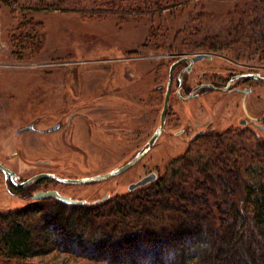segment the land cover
<instances>
[{"label":"rangeland","instance_id":"rangeland-1","mask_svg":"<svg viewBox=\"0 0 264 264\" xmlns=\"http://www.w3.org/2000/svg\"><path fill=\"white\" fill-rule=\"evenodd\" d=\"M102 1L0 0V160L17 170L21 179L39 172L81 178L124 164L143 148L160 124L164 90L159 87L169 81L171 66L178 58L198 53L214 56L213 62L196 63L187 76L190 84L231 71L264 72V44L249 39L250 23L264 17V4L260 3L261 11L254 4L264 0H179L170 6L169 0H163L167 7L146 3L138 9L132 4L139 0L120 1L124 7L119 4L120 9ZM23 32L31 33V38L25 39ZM111 59L128 60L135 70L134 78L128 80L120 65L114 80L105 82L107 92L113 95L100 98L106 77L102 68ZM177 72L178 68L174 76ZM73 79L80 84V96L64 97L71 90L61 86ZM116 80L137 100L135 105L116 96ZM252 83L255 93L248 97L250 113L259 115L264 111V82ZM174 84L163 134L129 170L84 184L42 181L31 191L56 189L95 203L107 194L111 197L131 191V183L151 172L162 179L182 168L188 159L206 161L216 147L214 140L201 137L194 141L192 136L198 129L196 124L212 114L218 117V131H223L224 125L232 127L230 143L256 147L258 137L264 136V129L238 123L240 116L246 117L240 93L211 91L183 100ZM257 93L263 96L259 105ZM151 99L152 111L147 114ZM120 103L127 105V112L114 115L113 106ZM67 105L74 107L68 109ZM75 110L81 115L71 126L66 125ZM110 119H115L114 125ZM32 121L40 130L19 131ZM56 122H63L62 127L48 131ZM125 123L132 128H126ZM187 124V131L177 132ZM107 125L113 130L103 131ZM240 131L245 133L240 136ZM5 181L0 171V210L34 200L31 192L13 196ZM0 262H6L5 258L0 256ZM27 262L92 264L86 258L55 251L32 256Z\"/></svg>","mask_w":264,"mask_h":264},{"label":"trees","instance_id":"trees-1","mask_svg":"<svg viewBox=\"0 0 264 264\" xmlns=\"http://www.w3.org/2000/svg\"><path fill=\"white\" fill-rule=\"evenodd\" d=\"M120 1L102 3L120 9ZM146 3L167 7L163 0L132 7ZM249 31L252 43L264 44V17ZM231 128L203 136L216 145L208 160L188 159L127 193L81 204L46 197L0 210V264H31L51 251L92 264H264V136L242 148L230 143Z\"/></svg>","mask_w":264,"mask_h":264},{"label":"flooded vegetation","instance_id":"flooded-vegetation-1","mask_svg":"<svg viewBox=\"0 0 264 264\" xmlns=\"http://www.w3.org/2000/svg\"><path fill=\"white\" fill-rule=\"evenodd\" d=\"M198 54H204L205 57L200 59V60H198V61H194L192 59L194 56H184V57L178 58L177 60H175L173 62V64H176V66L174 67V71H173V83L171 85L170 98H171L172 91H173L174 81H175L174 85L176 87L175 92L183 100L192 99V98H195V97H197V96H199L201 94L202 95L207 94L208 92H211V91H218V92H222V93H225V92H237V93H240L242 95V103L241 104H242V108H243L244 112H245V110H244V106H243V99H244L245 95L247 96V98H246V106H247V110H248V113H249V114H247L245 112V114H246L245 116L246 117H241L240 116L239 119H238V123L242 124V126H246V125H249L251 123L253 126H256L257 128L264 129V125L262 124V122L264 121V111L261 114H259V115L251 114L250 113V108H249L250 100L248 98L253 93H255L254 85H253L252 82H258V83L264 82V80L261 79L260 77H256V75L257 76H264V72L262 70H256V69H247V70H244V71H231V74H225L224 76L215 75V76L212 77V79L210 81L201 82L199 80L195 84H193V83L190 84L188 82L187 76L194 69L196 63H199V62H202V61H209V60L211 62H213V60H214V56L210 55L208 53H198ZM198 54H196V55H198ZM107 59H110V58H107ZM103 61L107 62L106 60H103ZM127 61L128 60H126V59H111V60L108 61L110 63L107 65V67L106 68H102L103 70H106L105 71L106 72V77H104L103 82L101 84L102 91H101L100 98H107V96H112L113 95L112 93H108L107 92L108 90H107V87L105 85V82L107 80L108 81L109 80L110 81L114 80V75L117 73V69L119 68L120 65H122L123 73L127 77L128 80H132L134 78V77H132V75L135 73L134 72L135 70L133 69L131 64H129ZM176 68H178V72L176 74L177 76H174L175 72H176ZM247 74H256V75L248 76ZM170 75H171V72H170ZM219 77H220V79H219ZM74 80L75 79H73L71 82L70 81H68V82L65 81L62 84V86H61L62 89L66 90V89L70 88V90H71V92H69L70 94L69 93H65L64 97H70V95H71L72 97L78 98L80 96V92H79L80 91L79 90V85L80 84H76V83H78V81H76V80L74 81ZM169 81H170V76H169ZM169 81L165 85L162 84L159 87L160 89L163 88V90H164V99H163V107L161 109V114H160V124L155 128L154 133L161 126L162 112H163V108H164V105H165L166 95L168 93ZM117 83H118V81H117ZM117 87L118 88L115 90L117 97L122 98L123 100L131 103L130 105H132V106L135 105V102L137 103V100L132 98L131 94L127 93L128 90H127L125 85L121 86L119 84V85H117ZM223 88H226V89H223ZM246 90H249V91L246 92ZM88 97H86V98H88ZM256 100H257V104L258 105L260 103H262V100H263L262 94L257 93ZM66 101H67V99H66ZM84 102L85 101L83 100V103ZM73 105H74V103H73ZM85 105H87V104H85ZM148 106H149L150 109H148V113L147 114H151V111H152L151 110L152 109V99L148 101ZM251 106H252V103H251ZM73 107L74 106H70V105L66 106V108H68V109H72ZM106 107H109V106H106ZM126 107H127V105L124 106L121 103L117 104V105H114L112 112H115V113H113L114 115H118L119 116L122 113L127 112L126 111ZM169 108H170V102H169ZM169 108H168V110H169ZM167 113H168V111H167ZM167 113L165 115V119H164L165 120V125H164L162 133L159 135L158 139L155 141V143L149 149V151L146 152L144 155H142V157H140V159L135 164H137L139 161H141L152 150V148H154V146L157 144L159 138L161 137V135L163 134V132L165 130V127L167 125L166 123L168 122ZM79 114L81 115V111L80 110H75V111L71 112L69 114V117H68L66 125L71 126L72 122H73V119ZM125 119H127V118H124V120ZM110 120L113 121L112 125H114L115 119H110ZM116 120H117V118H116ZM121 120H123V119H121ZM216 122H217V124H216ZM218 122H219L218 121V117L215 114H212V115H210V118L208 120H205L202 123H197L196 125L198 126V129L195 131L194 135L192 136L193 140L195 141L198 138L203 137L206 133L211 132L212 130L213 131H218L217 129L219 128V125H220V124H218ZM62 125H63V122H56V123H54L51 126L52 129L49 130V131L57 130V129L61 128ZM66 125H64V126L66 127ZM125 125H126V123H125ZM27 126H32L31 130H34V131H38V129H39V128L36 127V122L35 121H32V122L28 123ZM111 127L112 126H108L107 125V127H103V131H111V130H113V128H111ZM227 127H228V125H224V127L222 129L225 130V129H227ZM126 128L131 129L132 127L130 125H126ZM211 128H213V129H211ZM48 129H50V128H48ZM188 129L189 128H188V124H187V127H184L183 129H180L177 132L178 133H182L184 131H187ZM93 132H94L93 129L89 130L88 133H89L90 137H91L90 134L93 135ZM154 133L151 135V138L154 135ZM149 142H150V140L147 141V143H145V145L143 146V148L141 150L136 151L134 153V155L129 160H127L124 164H122L121 166L129 163L134 157H136L137 155L141 154L149 146ZM0 162L2 164H4L6 167H8L3 161L0 160ZM8 168H10V167H8ZM10 169L14 172L13 175L11 173L7 174L4 170H2V168H0V171L4 175V179L6 180L5 181V185H6L7 189H8V191H9V193L12 194L13 196H17L18 195V196L22 197V196H24L23 195L24 193L26 195H28L30 192L34 196V194H36L39 191L47 190V189H39V190H36V191H31L30 188L32 186L39 185V182H42V181L44 182V181H49V180L54 179V180H56L58 182L66 183V182H63L61 180H58L55 177H50V176L36 177L34 180L30 181L29 183H24L26 180H28V179H30V178H32L34 176H37V175H39L41 173H53V174H56L57 176H59V175L57 173H55V172H39V173H36L35 175H32V176H30V177H28L26 179H21V176H20V174H19V172L17 170H15L13 168H10ZM126 171H124V172H126ZM124 172H122V173H124ZM122 173H119L117 175H121ZM59 177H61V176H59ZM84 177H90V176H84ZM61 178H72V177H61ZM94 182H97V181H94ZM86 183H90V182H86ZM67 184H72V183H67ZM76 184H84V183H76ZM33 199H34V197H33Z\"/></svg>","mask_w":264,"mask_h":264},{"label":"water","instance_id":"water-1","mask_svg":"<svg viewBox=\"0 0 264 264\" xmlns=\"http://www.w3.org/2000/svg\"><path fill=\"white\" fill-rule=\"evenodd\" d=\"M205 55L204 54H198L196 56H194L192 59L194 61H198L202 58H204ZM176 66V64H173L172 67H171V75H170V81H169V88H168V93L166 95V99H165V105H164V108H163V112H162V121H161V126L160 128L154 133V135L152 136V138L150 139V142H149V146L139 155H137L136 157H134L129 163L121 166V167H118L117 169H114L110 172H107V173H103V174H98V175H94V176H90V177H82V178H61L59 176H57L56 174H53V173H41L37 176H34L28 180H26L24 183H29L30 181L34 180L36 177H40V176H50V177H55L57 178L58 180H61L63 182H66V183H72V184H76V183H86V182H94V181H99V180H103V179H106V178H109V177H113L119 173H122L126 170H128L130 167H132L139 159L140 157H142V155H144L146 152L149 151V149L153 146V144L155 143V141L158 139L159 135L162 133L163 131V128H164V125H165V115L168 111V108H169V102H170V90H171V85L173 83V69L174 67ZM248 76H252V75H256V74H247ZM256 77H260L261 79L264 80V76H257ZM223 89H226V88H223ZM249 90H246V92H248ZM246 98L247 96L245 95L244 99H243V106H244V110L247 114L248 113V110H247V106H246ZM31 127L32 126H26L22 129H20L19 131H26V130H31ZM52 128L48 129L51 130ZM0 168H2V170H4L7 174L8 173H11L12 175L14 174V172L6 167L4 164H2L0 162ZM158 175L156 172H151L150 174L142 177L140 180L136 181V182H133L131 183L128 188L129 190H133L135 188H138L139 186H142V185H145V184H148L152 181H154L155 179H157ZM34 199H40V198H46V197H55V198H58L59 200H62L66 203H72V204H81V203H86L88 201H86L85 199H78V198H73L69 195H64L62 193H60L58 190L56 189H47V190H42V191H39L37 192L36 194H34ZM109 197V195L107 194L105 197H103L101 200H96L94 202H99V201H102V200H105Z\"/></svg>","mask_w":264,"mask_h":264}]
</instances>
